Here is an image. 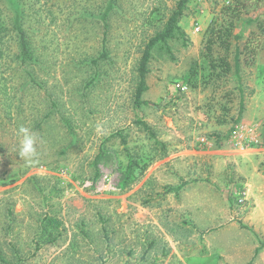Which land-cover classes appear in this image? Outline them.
<instances>
[{"label": "rangeland", "instance_id": "rangeland-1", "mask_svg": "<svg viewBox=\"0 0 264 264\" xmlns=\"http://www.w3.org/2000/svg\"><path fill=\"white\" fill-rule=\"evenodd\" d=\"M179 1L0 0V264H264V0H187L137 103Z\"/></svg>", "mask_w": 264, "mask_h": 264}, {"label": "trees", "instance_id": "trees-1", "mask_svg": "<svg viewBox=\"0 0 264 264\" xmlns=\"http://www.w3.org/2000/svg\"><path fill=\"white\" fill-rule=\"evenodd\" d=\"M187 0H180L177 3L176 8L172 11L171 15L168 17L167 22L164 25L163 30L156 34L155 36L151 37L149 39V41L145 44L144 48L141 51V56L138 62V67H137V71H138V83L136 86V90H135V101L137 103L140 102V97L142 96L143 92L145 91V89L147 88V82H146V75L148 73V64L149 61L152 57V51L156 46H159L161 44H166L167 40L171 39L175 34H182L181 32V27L179 24L180 19L182 18L183 15V9L185 7V3ZM236 6L235 5H231L228 9L229 12H231V16H237L239 15V11L237 10V12H235ZM225 9V8H224ZM225 13V11H223ZM20 19L17 16L15 18V20L13 21V30L15 29L17 32V41H18V48H19V56L22 57V60L25 58H29V49H28V45H27V41L24 35V32L20 26ZM226 23H218L216 22V19H211V21L209 22V24L206 27V33H208L209 38L207 39V43H205V52L202 54L206 59H208L209 61V65L211 67V70L214 72L216 69V63L217 62L214 58L212 57V43H214V39L212 38V35H215V33H218V37L220 35H223V37H229L230 35V24L225 25ZM227 26V27H225ZM8 28L0 26V44L2 43L1 40L4 38V36L7 35L8 33ZM258 34H256L257 36ZM227 39V38H225ZM229 42L227 40H223L222 41H218V47L223 49L225 51V49L228 48ZM166 47H168L166 45ZM101 54L99 55V57L105 56V46L103 44L102 49H101ZM4 55L3 53V49L0 47V57H2ZM238 53H236L234 60H235V69L237 71L238 69V64H239V60H238ZM24 59V60H25ZM225 58H219V60H221V64L223 66V70H217L218 74H222L225 75L227 73V66L228 63L227 61L224 60ZM23 60V61H24ZM68 125V124H67Z\"/></svg>", "mask_w": 264, "mask_h": 264}, {"label": "clouds", "instance_id": "clouds-1", "mask_svg": "<svg viewBox=\"0 0 264 264\" xmlns=\"http://www.w3.org/2000/svg\"><path fill=\"white\" fill-rule=\"evenodd\" d=\"M19 138V156L22 158H31L37 152V134L31 128L21 125L17 130Z\"/></svg>", "mask_w": 264, "mask_h": 264}]
</instances>
